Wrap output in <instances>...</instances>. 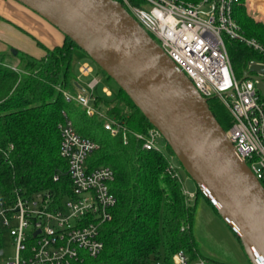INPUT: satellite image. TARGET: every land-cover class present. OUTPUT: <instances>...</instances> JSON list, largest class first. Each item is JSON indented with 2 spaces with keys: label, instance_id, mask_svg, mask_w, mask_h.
<instances>
[{
  "label": "trees",
  "instance_id": "trees-1",
  "mask_svg": "<svg viewBox=\"0 0 264 264\" xmlns=\"http://www.w3.org/2000/svg\"><path fill=\"white\" fill-rule=\"evenodd\" d=\"M246 3H236L234 16L247 36L264 44V22L248 11ZM251 3L255 4V0ZM38 42L45 54L35 57L18 50L20 65L8 64L0 53V198L12 199L18 191L50 193L60 198L70 190L68 161L60 153L58 127L65 111L81 135L99 143L88 162L92 167L113 168L115 180L111 188L117 196L112 218L101 227L104 249L97 256L74 264H155L159 259L173 264L174 253L181 249L191 260L224 264L204 255L197 245L193 232L196 202L187 198L176 171L168 169L171 157L158 148H144L143 140L131 132L127 141L122 134H112L105 127V118L98 113L89 114L78 101L67 99L65 91L77 93L85 86L78 79L77 69L84 58H75L76 50L85 51L66 35L61 44L54 46L39 39ZM227 44L235 71L240 68L238 76L252 61L264 62V56L244 42L230 39ZM115 84V97L96 96V108L139 132L146 133L154 127L126 91ZM209 105L223 128L228 129L231 114L220 98H209ZM166 144L170 154L175 155ZM55 175L59 178L55 179ZM199 193L202 191L198 187L195 200ZM204 197L217 211L215 204Z\"/></svg>",
  "mask_w": 264,
  "mask_h": 264
},
{
  "label": "built area",
  "instance_id": "built-area-1",
  "mask_svg": "<svg viewBox=\"0 0 264 264\" xmlns=\"http://www.w3.org/2000/svg\"><path fill=\"white\" fill-rule=\"evenodd\" d=\"M121 2L155 36L204 96L217 95L226 105L231 125L225 133L264 182V98L260 87L264 84V73L257 78L239 77L227 41L244 42L263 56L264 44L247 36L234 16L239 0ZM260 3L262 9L264 0ZM253 63L264 62L252 61L250 65ZM93 71V65L84 60L79 65L78 79L82 81L83 76L92 75ZM98 83L94 75L77 93L65 91L66 97L85 106L89 114L98 113L105 118V127L112 134H122L127 141L131 132L143 140L144 148H158L155 143L162 134L156 127L146 133L133 130L90 104L96 98L93 89ZM63 115L58 124L60 153L68 161L71 188L60 198L50 193L19 191L12 199L0 198V254L4 253L3 228H9L16 244L15 257L0 264H74L95 257L104 249L101 227L112 218L117 204L111 188L115 172L109 165L90 166L88 157L99 148V143L81 135L65 111ZM168 169L176 171L172 161ZM184 192L188 199L195 195L185 188ZM172 260L173 264H193L182 249L174 253ZM155 264L167 263L159 259Z\"/></svg>",
  "mask_w": 264,
  "mask_h": 264
},
{
  "label": "water",
  "instance_id": "water-1",
  "mask_svg": "<svg viewBox=\"0 0 264 264\" xmlns=\"http://www.w3.org/2000/svg\"><path fill=\"white\" fill-rule=\"evenodd\" d=\"M18 1L71 37L126 91L237 232L251 263L264 264L263 182L227 137L209 98L123 2ZM259 73L264 63H253L241 78ZM260 87L264 95V84Z\"/></svg>",
  "mask_w": 264,
  "mask_h": 264
},
{
  "label": "rangeland",
  "instance_id": "rangeland-1",
  "mask_svg": "<svg viewBox=\"0 0 264 264\" xmlns=\"http://www.w3.org/2000/svg\"><path fill=\"white\" fill-rule=\"evenodd\" d=\"M259 1L260 0H255V4L251 6L249 4V10L253 16L261 19L264 17V7L262 6L261 9ZM53 26L55 27V25ZM57 29L60 30L59 28ZM2 37H0V41H3L4 38ZM4 37L11 41L9 42L10 44L5 46V48L0 44L1 56L4 57L8 64L14 66L20 65V54H15L12 51L13 49L20 50L21 52H29L35 57H42L45 54V48L38 42L39 38L35 37L32 32L27 33L23 31L17 25H12V33H10V38L9 35H4ZM43 43L46 44V42ZM80 57L87 59L93 65L95 69L93 75L99 79V83L93 89L94 96L100 95L108 99L115 97V82L109 79L103 69L98 64L90 60L89 56L85 52L76 50V60H79ZM80 63L81 62H79L77 65V69H79ZM239 72L240 68L238 67L236 73L239 75ZM89 79L90 78L84 77L82 82L86 85ZM109 91L111 93H109ZM90 104L94 106L93 99L90 100ZM166 142V139L162 136L156 141L155 144L158 148H160V150L163 151L164 154L171 157V161L175 166L178 178L183 183V187L189 192L196 193L198 188L196 182L190 176L187 170L181 165L177 156L170 154ZM190 199L192 203L196 202L193 232L201 252L208 257L225 262L224 264H252L242 244L235 240L234 233L230 229L229 225H227V223L222 219L213 206L208 203L203 193L198 194L197 200H195V198ZM1 247L4 249V253L0 254V263L15 257L16 244L12 235L10 234L9 228H3ZM201 261V259H195L193 260V264H201ZM203 261L204 264H210V262H208L206 259H203ZM211 264L223 263L212 262Z\"/></svg>",
  "mask_w": 264,
  "mask_h": 264
},
{
  "label": "crops",
  "instance_id": "crops-1",
  "mask_svg": "<svg viewBox=\"0 0 264 264\" xmlns=\"http://www.w3.org/2000/svg\"><path fill=\"white\" fill-rule=\"evenodd\" d=\"M260 2L261 0L259 1V5L261 4ZM249 3H250V6L253 5L251 3V0H249ZM249 3L247 5H248V11L250 12ZM0 16H1L0 17V37L3 36L2 38H4L3 41H0V44L4 48L7 44H10L9 42H11L9 39H6L4 35H9V38H10V33H12V25L14 23L24 27L30 33L32 32L35 35V37L41 39L42 42H46V45L49 44L48 46H54L56 44H61L64 41L65 35L63 34L61 30H58L57 28H55L56 26L54 27L51 22H49L47 19L42 17L39 13L35 12L34 10H32L31 8H29L28 6H26L25 4L21 3L18 0H0ZM254 17L256 18V16ZM256 19L264 22V17H262L261 19H258V18ZM84 60L88 61L86 59ZM84 60H82L81 62H83ZM260 62H263V61H260ZM94 72H95V69L93 71V74ZM93 74L83 76L82 79L84 77L91 79L94 76ZM233 233H234L235 240L241 243V241L239 240V238L237 237L234 231Z\"/></svg>",
  "mask_w": 264,
  "mask_h": 264
}]
</instances>
